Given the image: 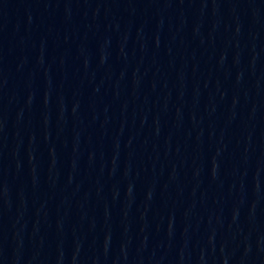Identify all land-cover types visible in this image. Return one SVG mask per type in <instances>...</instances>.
<instances>
[{
    "label": "water",
    "instance_id": "water-1",
    "mask_svg": "<svg viewBox=\"0 0 264 264\" xmlns=\"http://www.w3.org/2000/svg\"><path fill=\"white\" fill-rule=\"evenodd\" d=\"M223 0H0V264H264V163Z\"/></svg>",
    "mask_w": 264,
    "mask_h": 264
}]
</instances>
